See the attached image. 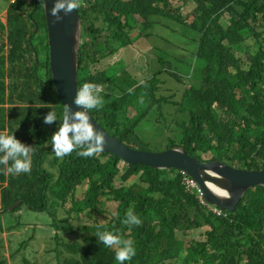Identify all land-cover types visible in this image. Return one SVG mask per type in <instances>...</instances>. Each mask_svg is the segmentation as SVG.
Instances as JSON below:
<instances>
[{
	"label": "trees",
	"instance_id": "obj_1",
	"mask_svg": "<svg viewBox=\"0 0 264 264\" xmlns=\"http://www.w3.org/2000/svg\"><path fill=\"white\" fill-rule=\"evenodd\" d=\"M182 1L194 6L191 13L183 14L181 7L173 8L168 0H79V87L85 82L111 81L91 71L108 58L119 56L116 64L125 58L129 68L139 70L137 58L149 56V51L153 50L157 62L165 63L171 57V45L183 46L189 56L175 53L173 62L164 66L169 67L168 75L184 85L174 95L181 93L182 99L169 100L175 107L169 114L177 123L176 129L169 130L179 135V143L168 148L181 146L201 161L259 169L264 159V0ZM226 15L229 22L224 21ZM7 18L6 24L0 22V130L14 134L35 151L31 174L12 176L11 190L2 199L3 210L20 202L15 211L26 207L50 219L49 227L59 233L56 243L45 251L51 257L55 254V264H118L116 249L99 244L97 231H111L133 241L137 254L125 264H264V187L250 189L236 213L224 209L217 214L186 190L178 169L126 164L109 152L84 158L74 151L57 158L51 137L65 108L52 80L43 1L14 0ZM157 28L162 32L157 33ZM153 37L157 40L151 41ZM180 58H194V69L181 71L176 65ZM165 72L144 76L139 85L148 86L130 87L132 94L126 89L129 86L117 87L111 103L91 112L104 114V128L126 143L129 132L133 135L130 126L149 114L140 97L144 103L157 98L160 80L156 77ZM6 101L13 103L10 109ZM121 103L125 104L123 115L104 111L108 108L112 113ZM129 107L136 112L135 123L119 129L118 125L131 121L124 111ZM51 110L57 121L45 124ZM101 119L97 117L99 123ZM46 140L51 152L42 154L39 145ZM207 154L212 157L206 159ZM80 193L82 199H78ZM70 199L72 206L65 210ZM110 204H117L114 216L106 214ZM59 210L66 218L58 219ZM129 210L142 220L141 225L122 223ZM86 213L93 219L74 231L73 219L78 221ZM99 217L110 220L106 223ZM22 227L4 224L0 216V233ZM196 230L205 240L178 236V232L186 236ZM26 243L21 241L18 250L25 251ZM0 264H8L1 249Z\"/></svg>",
	"mask_w": 264,
	"mask_h": 264
},
{
	"label": "rangeland",
	"instance_id": "obj_2",
	"mask_svg": "<svg viewBox=\"0 0 264 264\" xmlns=\"http://www.w3.org/2000/svg\"><path fill=\"white\" fill-rule=\"evenodd\" d=\"M11 0H0V15H3L7 10L8 6ZM170 5L173 8L181 7V11L183 14H189L193 11L194 6L191 4L190 6H186L183 4L182 0H169ZM110 4V1L106 3V6ZM224 21L229 22V16L226 15L224 17ZM141 23V22H140ZM138 27V26H137ZM164 27V26H161ZM156 32H162L160 29H156ZM107 33V31H106ZM157 40L155 37L151 38V41ZM178 42V41H177ZM153 43V42H152ZM164 44V42H162ZM188 43V41L186 42ZM178 45V44H177ZM250 45V44H249ZM250 46L252 50H254L255 46L251 44ZM183 50V51H181ZM149 56L137 58L138 68L139 70H136L134 68H129L130 63L124 58L123 63H115L119 59V56H116L114 58H108L104 61V63L96 64L91 67V71L93 73L95 72H101L99 74H103L106 77H109L111 81L103 82L100 85H103V90L109 89L112 93L117 90V87L120 86V88L127 87L126 89H129L130 87H135L139 84L135 82H143L144 76L150 77L153 76L155 73H157L159 70H162L165 72L168 71L167 67L169 64L173 62V57L175 53H178L181 57H188L189 54L185 52L183 49V46L181 48L175 47V45H171L170 52L171 57L165 59V63L157 62V59H155L153 55V50L149 51ZM167 54V53H166ZM42 59L44 60V56H42ZM116 60V61H113ZM113 61V62H112ZM165 65L166 69H165ZM178 65V68L185 72H189L192 69H194V58H180L178 62L176 63ZM108 78V79H109ZM156 79L159 81L157 86L159 87V91L157 94V98L160 99V101L157 103L158 99L155 98L154 100L146 101L144 103V108L149 110L148 116L141 120L140 122L136 123L134 126H130L135 123L134 117L136 115V112L134 113L131 108H125L126 116L131 119L129 122H125L124 124L118 125L119 129H125L126 127L130 126V129L133 132V135H130L126 138V144L127 146H130L134 149L145 151V152H162L167 149V147L171 143H179L178 137L179 135L171 132L169 129H176L177 123H174L172 121V115L169 113H173L175 111V107L172 105H168L169 103V97H171L174 93L177 87H180L181 83L179 81H176L168 75L166 72L161 74L160 76H157ZM107 80V79H106ZM157 81V82H158ZM140 87H147V84L139 85ZM182 95H177L174 100H181ZM113 100V96L107 98L108 102H111ZM38 102V101H36ZM152 104V105H151ZM125 107L124 103H121L117 106V108L110 113L109 109L106 108L104 111L109 114L113 115H123L124 112L122 109ZM24 117V116H23ZM105 120V119H104ZM18 122H20V119H17ZM101 122H104L106 124V121L101 120ZM113 137L119 139L118 137ZM120 140V139H119ZM121 141V140H120ZM122 142V141H121ZM39 152L42 154H45L47 152H51L47 140L43 141L41 145H39ZM212 157V154L205 155L206 159H209ZM124 164L121 163L120 167L123 168ZM83 194L80 193L78 195V199H82ZM72 206V200H68V202L64 205V209L68 210ZM116 207L117 204H110L106 209V214L109 213L111 216H114L116 214ZM23 214L21 216H18L17 214L8 213L7 215V221L11 224H19L21 223L23 225L22 229H15L13 233H11L8 237H6V233H0V248L4 249L3 253L4 256L7 257L8 254H10L13 250H15L18 246H20L21 241H26V245L28 246V249L21 252L16 253L14 252L12 254L14 261L9 258L8 264H21L24 259H27L30 264H49V262L55 264L56 260L54 259L55 254L53 253L52 257L50 253H47L45 249L49 248L51 244H48L53 238H54V229L50 228V219L46 218L45 215L39 214L38 212H35L33 210H29L26 207H23L22 209ZM63 210H59V218L60 220L66 218V213H63ZM63 213V214H62ZM75 217V214H73ZM100 219H103L106 223L110 220V217L107 219H104L102 217H99ZM93 217L91 215H88L87 213L82 216H79V220L73 219V223L76 224V229H81L82 224L86 223L87 221H91ZM84 220V221H83ZM77 222L81 224V226H77ZM89 225L92 226L90 223ZM36 230V233H33V231ZM44 232V233H42ZM82 234V233H81ZM68 237L71 236V233L67 234ZM179 237H186L189 240H205V238L200 234L199 230L196 231H190L187 233L186 236H184L181 232H178ZM10 248V249H9Z\"/></svg>",
	"mask_w": 264,
	"mask_h": 264
},
{
	"label": "water",
	"instance_id": "obj_3",
	"mask_svg": "<svg viewBox=\"0 0 264 264\" xmlns=\"http://www.w3.org/2000/svg\"><path fill=\"white\" fill-rule=\"evenodd\" d=\"M55 2L56 0H43L50 47V69L54 89L64 108L70 105L75 112L83 110L73 103L79 87L82 21L77 10L68 15L61 11L63 19L57 21L51 14ZM88 117L93 126L105 136L107 142L103 152L112 153L127 164H141L157 170L174 168L184 171L198 182L209 203L230 212L236 211L242 197L251 188L264 187V161L261 169L247 170L230 166L220 160L201 161L180 146L157 153L132 149L97 124L89 112ZM19 204L16 203L10 209L13 210Z\"/></svg>",
	"mask_w": 264,
	"mask_h": 264
},
{
	"label": "clouds",
	"instance_id": "obj_4",
	"mask_svg": "<svg viewBox=\"0 0 264 264\" xmlns=\"http://www.w3.org/2000/svg\"><path fill=\"white\" fill-rule=\"evenodd\" d=\"M13 2H14V0L10 1V3H13ZM10 3H9V5H10ZM79 7H80L79 0H56L54 7L51 10V14L54 17H56L57 21H60L63 19V17L60 15L61 11H63L65 15H68L73 10L78 11ZM8 9H9V6H8ZM43 10H44V7H43ZM44 13H45V11H44ZM7 14H8V10L1 16H3L7 20L8 19ZM79 16H80V14H79ZM45 21H46V16H45ZM81 21H82V19H81ZM6 23H7V21H6ZM6 23H4V24H6ZM36 30H37V27H36ZM47 35H48V30H47ZM47 42H48V38H47ZM48 45H49V43H48ZM49 51H50V47H49ZM49 54H50V52H49ZM49 57H50V55H49ZM49 63H50V60H49ZM135 82L137 84L141 83V82H137L136 80H135ZM103 87H104L103 85H97L95 83L85 82L82 86L78 87L77 94H76L74 101H73V103L76 105V107L78 109H83V110H77V111L73 112L71 109V106L66 105L65 115H64L63 121H61V124L59 125L58 131H56L51 137L52 152L55 153V156L57 158L63 159L64 157L70 155L74 151L77 152V155L84 157V158L99 156V154L101 152H103L105 144L107 142L105 139V136L101 131H98L93 126V124L91 123V121L89 120V117H88V112H89L91 117L94 119V121L104 128V126L102 125V123H104V122L99 123V121L97 120V117H100L103 119V121H106L107 118H104L103 116H101L104 114H102L101 112L98 114L91 112V110H93V109L99 110L102 107H105L106 103L109 104L112 102V101L108 102L107 98L113 96V99H114V97H115V95H114L115 92L112 93L109 89L103 90ZM182 87H184L183 84L180 85V87H177L175 90V93L171 97H169V100H174V98L176 97L174 95H176L178 90L181 89ZM128 92H129V94H132L134 92V88H129ZM179 94H181V93H178L177 95H179ZM174 101H177V100H174ZM139 103L141 105L144 104L143 96L140 97ZM6 104H7L6 106H8V109H10L13 105V103H11L10 101L9 102L6 101ZM167 104L171 105L170 101ZM14 105H16V107H19V103H14ZM129 108H131L132 111L135 113V110L132 107H129ZM56 121H57V115L52 110L44 117V123L45 124L51 125ZM128 147H130V146H128ZM170 148H174V147H169V148L167 147V149H170ZM77 150H79V151H77ZM34 151H35V148L33 146L26 145V144L22 143L19 139L16 138V136L14 134L9 135V134H7V130H4V131L0 130V216H1V221L4 224L9 223L7 221L8 213L17 214L18 216H21L23 214L22 209L15 211L18 208V206H20V204L17 205L13 210L10 209L13 205H15L16 203H20V202H16L15 204L9 206V208H7V211H4L2 199H4L6 192L11 190L12 176L17 177V176H20L21 174H31V171H32V154L34 153ZM263 161H264V159L262 160V164H263ZM261 168H262V165H261ZM261 168H259V169H261ZM241 169H245V168H241ZM247 170H253V169H247ZM254 170H258V169H254ZM184 173H186V172L181 171L182 183H183ZM187 175L190 176L189 174H187ZM197 184H198V182H197ZM256 187H258V186H256ZM261 187H263V186H261ZM203 193H204V190H203ZM191 194L195 195L198 198L196 192L191 193ZM246 194H244V196ZM243 197H242V199H243ZM198 200H199V198H198ZM204 200H205L206 204L205 205H203L201 203L200 204H201V206L207 208L208 211L214 212L213 209H218L221 211L224 210L223 208H220L219 206H217L215 204L209 203L205 198V193H204ZM199 202H200V200H199ZM237 208H238V206H237ZM237 208H236V211H237ZM226 211H228V210L226 209ZM236 211H234L232 213H236ZM214 213H216V212H214ZM221 213H217V214H221ZM122 223L125 225H128V226H132V225L139 226L142 224V220L136 214H134L131 210H129L126 214L125 219L122 221ZM9 224H10V226L13 225L11 223H9ZM19 224H21V223H19ZM16 225L17 224H15V226ZM77 226H79V224H77ZM15 229H17V228H15ZM15 229H13V230H15ZM13 230L5 231L2 233H6V237H8L11 233L15 232ZM77 230L78 229H76L74 226V231H77ZM57 233H59V231L54 229V233H53L54 238L48 244L56 243V234ZM67 233L69 234L72 232L70 231ZM95 236L98 237V243L99 244H102L104 247H107V248H115L116 249L115 259L118 262V264H125V262H130L133 259V257H135L137 254L136 248H135L134 243L131 239H124L122 236L115 234L111 231H97ZM18 248L19 247H17L10 254H8V256L6 257L7 262H8L9 258H11L14 261V258L12 256V254L14 252H16V253L24 252L20 249L18 250ZM27 249L28 248H26V250ZM1 250H4V249H1ZM24 260H27V259H24ZM24 260L22 261L21 264H23Z\"/></svg>",
	"mask_w": 264,
	"mask_h": 264
},
{
	"label": "built area",
	"instance_id": "obj_5",
	"mask_svg": "<svg viewBox=\"0 0 264 264\" xmlns=\"http://www.w3.org/2000/svg\"><path fill=\"white\" fill-rule=\"evenodd\" d=\"M183 184L186 187V189L191 192V193H197V196L200 200V203L205 205V200H204V193L203 190L200 188V186L197 184V182L192 179L190 176H188L186 173L183 175ZM214 212L216 213H221V210L218 209H213Z\"/></svg>",
	"mask_w": 264,
	"mask_h": 264
},
{
	"label": "crops",
	"instance_id": "obj_6",
	"mask_svg": "<svg viewBox=\"0 0 264 264\" xmlns=\"http://www.w3.org/2000/svg\"><path fill=\"white\" fill-rule=\"evenodd\" d=\"M6 21L7 20L3 16L0 15V22L6 23Z\"/></svg>",
	"mask_w": 264,
	"mask_h": 264
}]
</instances>
